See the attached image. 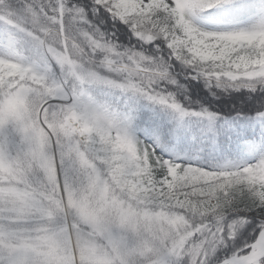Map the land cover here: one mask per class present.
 <instances>
[{
	"label": "snow or ice",
	"instance_id": "snow-or-ice-1",
	"mask_svg": "<svg viewBox=\"0 0 264 264\" xmlns=\"http://www.w3.org/2000/svg\"><path fill=\"white\" fill-rule=\"evenodd\" d=\"M230 6L244 7L237 0H0V264H264V144L251 160L230 158L216 139L219 113L189 95L192 81L213 100L256 94L264 121V4L252 22L228 30L195 22ZM94 88L160 105L178 121L206 120L209 162L158 152L159 136L148 143L147 133L136 134L137 112ZM58 128L69 140V163L122 194L120 229L103 253L85 244L70 256L55 241L39 252L29 247L45 209L39 176L26 175L24 165L47 168L42 146L59 144ZM230 131L226 120L223 132ZM62 163L50 177L61 189ZM253 224L259 235L246 244L250 251L216 257Z\"/></svg>",
	"mask_w": 264,
	"mask_h": 264
},
{
	"label": "clouds",
	"instance_id": "clouds-1",
	"mask_svg": "<svg viewBox=\"0 0 264 264\" xmlns=\"http://www.w3.org/2000/svg\"><path fill=\"white\" fill-rule=\"evenodd\" d=\"M57 131L60 133L59 144L46 139L42 146L41 160L47 168L30 159L24 165L26 175H32L34 180L39 176L35 191L44 197L42 204L45 209L37 215L32 226L29 247L39 252L49 241H55L56 247L70 256L75 252L79 257L85 244L103 253L110 245V236L120 229L122 194L108 193L98 174L90 173L78 163H69L66 147L69 140L62 128ZM80 143L86 145V138H82ZM60 161H63L60 164L61 175L65 169L68 170L62 189L50 178L55 176ZM49 204L54 206L49 207Z\"/></svg>",
	"mask_w": 264,
	"mask_h": 264
},
{
	"label": "trees",
	"instance_id": "trees-1",
	"mask_svg": "<svg viewBox=\"0 0 264 264\" xmlns=\"http://www.w3.org/2000/svg\"><path fill=\"white\" fill-rule=\"evenodd\" d=\"M264 4V0H243V8H214L204 12L209 17H243L246 12L254 11L258 5ZM102 27L106 30L109 29V24L106 22ZM119 42L127 44V37L122 34H117ZM59 68H56L57 74H59ZM182 83H186L181 78ZM93 94L101 98L108 99L109 101L117 104L120 107L130 108L137 112V126L140 133V139L146 136V133L151 137L150 143L160 137L161 144L166 143L167 153L169 156L185 157L188 151H208L209 140L205 139V135L210 136L211 133H205L204 129L207 125L206 120H202L199 117H185L178 121L172 118V115L167 112L160 105H151L150 102L138 98L130 97L129 95H121L118 90L113 93H106L104 90L94 88ZM189 95L193 100H200L201 103L210 101L209 105L212 110L219 113V118L216 121V128L221 131V134L217 136V143L220 144L230 158H236V151L229 150L234 145V139L238 137H245L254 135L257 132L264 133V121H262L257 115V108L260 107V103L256 98V94L247 95L244 91L235 92L232 95H223L218 100L208 94L207 89L200 81H192L189 85ZM182 99V97H181ZM231 124L232 131L228 133L223 132V126L225 121ZM229 136V137H228ZM194 138V142L190 141ZM205 139V141H203ZM203 141V143H201ZM228 143L232 145H228ZM202 149V150H201ZM255 229V230H254ZM259 235V229L255 228V224L250 225L241 230L240 234L234 241L229 243L227 248L219 250L216 257L223 260L229 257L233 252L238 249H245L246 244L252 243Z\"/></svg>",
	"mask_w": 264,
	"mask_h": 264
},
{
	"label": "rangeland",
	"instance_id": "rangeland-1",
	"mask_svg": "<svg viewBox=\"0 0 264 264\" xmlns=\"http://www.w3.org/2000/svg\"><path fill=\"white\" fill-rule=\"evenodd\" d=\"M237 3H242L243 0H237ZM261 5H258L256 8L254 7V11L246 12V14L243 17L240 18H234V17H222L216 18V17H209L206 16L203 13H200L198 18L196 19V23L207 30H228L234 27H237L241 24L250 23L253 21V19L257 16V13L259 11ZM235 8V6H230V8ZM59 70V69H58ZM140 137V133L137 131L136 133ZM144 139V138H142ZM239 142L235 141L234 145L230 147L231 150H234L238 153L237 159H246L251 160L254 156L258 155V148L261 146V144H264V133L263 132H257L254 135H250L249 137H238L237 138ZM190 141L194 142V138H191ZM205 141V139H203ZM150 143L149 139L146 141ZM228 145H232L228 143ZM202 150V149H201ZM158 152H161L166 157H169V154L167 153V146L166 143L161 144V147L157 149ZM205 151H188L185 157L187 160L191 162H203L208 163V156L206 153H203Z\"/></svg>",
	"mask_w": 264,
	"mask_h": 264
}]
</instances>
